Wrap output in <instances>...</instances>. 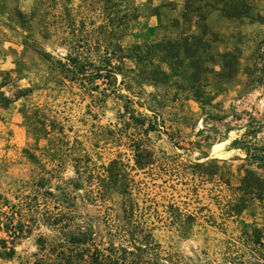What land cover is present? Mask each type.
Listing matches in <instances>:
<instances>
[{"label": "rangeland", "instance_id": "1", "mask_svg": "<svg viewBox=\"0 0 264 264\" xmlns=\"http://www.w3.org/2000/svg\"><path fill=\"white\" fill-rule=\"evenodd\" d=\"M186 3L0 0V71L10 72L0 76V89L8 97L32 90L0 107V210L8 213L0 220L13 215L17 233L0 232L15 248L1 246L0 264H61L50 248L68 242L76 221L94 223L109 245L106 223L121 217L123 196L98 184L113 160L135 198L163 217L154 220L163 264H264V201L236 196L247 168L264 177V0H195L209 27L204 65L216 71L198 79L189 65L172 70L154 50L144 53L152 63L114 60L123 76L88 82V89L65 79L56 62L70 53L96 57L117 44L132 53L136 44L201 33L197 14L184 20ZM226 52L238 56L229 79L217 76ZM36 110L38 126L52 130L49 138L27 121ZM138 145L141 161L151 159L146 169L136 163ZM213 158L224 166L219 175L195 167ZM39 179L42 191L54 194H29ZM171 204L178 221L166 219Z\"/></svg>", "mask_w": 264, "mask_h": 264}, {"label": "trees", "instance_id": "2", "mask_svg": "<svg viewBox=\"0 0 264 264\" xmlns=\"http://www.w3.org/2000/svg\"><path fill=\"white\" fill-rule=\"evenodd\" d=\"M186 1L183 18L186 22H189L191 21L190 13L197 14L201 22L198 25L201 33H192L190 35L184 33L176 40L158 41L144 46L136 44L132 48V53H126L125 48L120 44L115 45L117 49L114 48L112 52L108 49L106 53H99L96 57L82 55L80 52L70 53L64 60H56L60 64L62 76L72 82H78L88 89V82H94L97 79L105 80L113 78L117 80L119 74L123 76L124 67L119 63H115L114 60L123 62L124 59L130 58L136 62H142L146 59L152 63L149 55H144V53L153 50L163 52L165 54V61L174 71H177L180 67L189 65L194 70V79L195 75L196 79H198L202 75V71L206 73L208 71L216 72L214 69L204 65V63L209 61V57H207L208 41L205 39L209 33V27L206 24L207 19L203 11L204 6L196 5L195 0ZM205 6L214 8L209 2H206ZM240 16L242 15L237 12L233 15V17ZM118 51L123 53L118 56ZM48 56L53 57L50 54ZM220 56L222 58L223 70L217 72V76L228 79L232 78L236 72L238 56L235 52L220 53ZM159 72L167 76L165 71L159 69ZM4 75H10V72L0 71V76L4 77ZM4 85L5 82H1L0 88ZM91 90L94 89L91 88ZM31 91L30 88H19L13 97H8L0 89V107L4 109L8 108L12 103L23 96H27ZM196 98L200 99L201 96L196 95ZM37 112L38 110L28 115L27 121L33 130H40L43 132L42 135L45 138H49L52 130L38 126L40 120L35 118ZM152 128L153 125L149 123L148 130H153ZM135 148L138 167L146 169L151 163V159L141 161L140 156L144 149L140 145ZM250 155L248 153V156ZM117 163L118 160H113L110 163L106 174L99 177L102 183L98 184L99 188L103 191L111 192L115 190L123 196L121 217L111 219L106 223L107 233L110 236L109 240H111L110 244L107 245L105 243L101 233L97 232L94 223L85 224L82 221H76L73 225L75 231H72L69 235L68 242H60L58 245L51 247L52 249L50 248L51 254H54L61 264H163L165 259L163 249L154 236L156 228L154 220H161L163 217H156L158 215L154 211V204L135 198L133 190H131L130 181L127 177L123 176V172L118 168ZM195 167L206 169L207 175H219L224 166L220 165V159L213 158L207 163H195ZM227 171L230 175L233 174L231 170L228 169ZM76 172L82 175L83 171L79 166H76ZM225 183L232 186L230 179H227ZM43 185V179H39L32 186L29 194L35 198L45 193L54 194L50 189L42 191ZM236 189L238 191V194L235 193L236 196L240 195L243 201L244 197L247 196L264 201V177L256 169L247 168L241 184ZM6 206V208H9L8 205ZM241 206L240 203L235 204L232 212L237 215L240 214L242 211ZM168 208L172 210L169 211V216L166 219L169 222L178 221V216H180V214L178 215L179 208L174 204H171ZM1 213H7V210L2 207L0 215ZM11 220L6 222H1L0 220V232H4L9 237H16V230L12 231L11 229L14 226L13 215ZM255 231L257 234L260 230L257 228ZM2 245L6 250L10 249L12 253L15 251L14 247L7 245L6 238L0 237V253Z\"/></svg>", "mask_w": 264, "mask_h": 264}, {"label": "crops", "instance_id": "3", "mask_svg": "<svg viewBox=\"0 0 264 264\" xmlns=\"http://www.w3.org/2000/svg\"><path fill=\"white\" fill-rule=\"evenodd\" d=\"M171 1V0H170ZM177 1H181V0H177ZM157 16V15H156Z\"/></svg>", "mask_w": 264, "mask_h": 264}]
</instances>
